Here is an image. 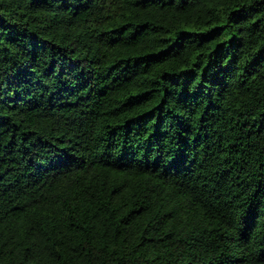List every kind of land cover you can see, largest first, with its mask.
Masks as SVG:
<instances>
[{
	"label": "trees",
	"instance_id": "1",
	"mask_svg": "<svg viewBox=\"0 0 264 264\" xmlns=\"http://www.w3.org/2000/svg\"><path fill=\"white\" fill-rule=\"evenodd\" d=\"M0 264H264V0H0Z\"/></svg>",
	"mask_w": 264,
	"mask_h": 264
}]
</instances>
